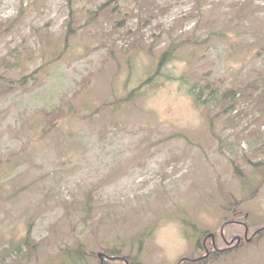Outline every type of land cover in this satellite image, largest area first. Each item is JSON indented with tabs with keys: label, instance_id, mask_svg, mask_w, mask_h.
I'll return each mask as SVG.
<instances>
[{
	"label": "rangeland",
	"instance_id": "obj_1",
	"mask_svg": "<svg viewBox=\"0 0 264 264\" xmlns=\"http://www.w3.org/2000/svg\"><path fill=\"white\" fill-rule=\"evenodd\" d=\"M182 258L264 264V0H0V264Z\"/></svg>",
	"mask_w": 264,
	"mask_h": 264
},
{
	"label": "flooded vegetation",
	"instance_id": "obj_2",
	"mask_svg": "<svg viewBox=\"0 0 264 264\" xmlns=\"http://www.w3.org/2000/svg\"><path fill=\"white\" fill-rule=\"evenodd\" d=\"M235 237V241L238 243V244H241L242 243V239L245 240V241H251L254 237V234H251V236H248V229L247 227L245 228V231H244V234H243V238H241V236H234ZM233 237V238H234ZM212 238V242H214L215 240V235L211 236ZM224 238V237H223ZM206 240V239H205ZM205 240L203 242V244H205ZM215 243V242H214ZM102 264H105L104 261L101 262Z\"/></svg>",
	"mask_w": 264,
	"mask_h": 264
},
{
	"label": "trees",
	"instance_id": "obj_3",
	"mask_svg": "<svg viewBox=\"0 0 264 264\" xmlns=\"http://www.w3.org/2000/svg\"><path fill=\"white\" fill-rule=\"evenodd\" d=\"M169 53V50H167V51H165L164 53H163V55L161 56V60L162 59H164V58H166V55ZM201 98L199 97V96H196L195 97V100H196V102L198 103V102H201V100H200ZM217 99V98H216ZM208 102V100L207 101H202V103H207ZM185 260H184V258H182V259H180V261H179V264H182L183 262H184Z\"/></svg>",
	"mask_w": 264,
	"mask_h": 264
},
{
	"label": "water",
	"instance_id": "obj_4",
	"mask_svg": "<svg viewBox=\"0 0 264 264\" xmlns=\"http://www.w3.org/2000/svg\"><path fill=\"white\" fill-rule=\"evenodd\" d=\"M213 236V235H212ZM98 256L102 259V257H103V253L102 252H99L98 253Z\"/></svg>",
	"mask_w": 264,
	"mask_h": 264
}]
</instances>
